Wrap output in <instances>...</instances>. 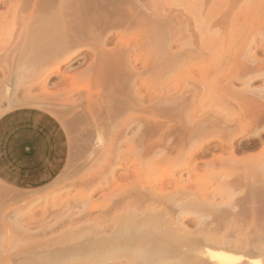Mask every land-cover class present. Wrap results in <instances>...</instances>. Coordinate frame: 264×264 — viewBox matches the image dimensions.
<instances>
[{
    "label": "bare ground",
    "instance_id": "obj_1",
    "mask_svg": "<svg viewBox=\"0 0 264 264\" xmlns=\"http://www.w3.org/2000/svg\"><path fill=\"white\" fill-rule=\"evenodd\" d=\"M224 1L227 2V0ZM54 3L56 4L57 2ZM137 3L134 0H60L58 10L51 8L53 11L43 12L45 8H42V11L40 9L35 13V9L31 10L28 16L20 15L16 17L19 19L14 26H17L20 31L17 35V40L14 42L15 45L13 43L14 49H12L15 52L17 51V59L19 61L40 63L42 65L41 72L45 79H48L50 74L59 73L61 76L59 86L63 89L71 88L78 76L87 78L89 82L97 85L104 84L111 89L110 93L104 98L96 99L93 96L90 97V102L92 103H98L99 100L103 103L101 107L104 112H92L93 109L88 105L90 123L92 125L95 122L97 130L102 136L100 137V142L103 146L105 145L106 151L110 154L107 172L111 177L106 178L105 182L102 181L103 183L101 181L96 183L95 181V189L92 193L78 196L79 198L75 197L73 200H69L70 202L67 200L66 205L64 204L65 206L59 210V214L57 213L59 215L60 233L58 238L49 240L37 239L36 237L39 233L35 234L34 226H30V224L19 226V233L15 235L16 241L19 242L17 251L11 252L16 246L1 250L0 264H106L111 261L116 264L117 260L122 259L125 260L123 264H166V262L171 261L177 264H236L237 258L229 250L234 248L236 243L239 244L240 241L237 238L235 240L230 237V239L228 237L229 234H224L226 232H221L222 236L216 235H221L219 231V233L216 231V234H213L210 229L212 227H210V224L208 226L209 220H205L210 215H214L215 213L213 212H216L217 215L215 214V217L219 216L222 222L226 219V222L227 217L225 215L230 214V212L228 207L224 208V205H231L232 202L231 200L227 202L228 199L225 198L233 196L237 188L244 189L243 185L250 186L254 181L247 182L248 178L246 177L247 180L244 183H247L242 184V181H240L241 183L237 181L239 179L238 176V179H235L236 182H234V179L229 180L226 178L218 184L217 188L215 187L217 192L221 191V193L219 192L220 196H217L218 194L215 195L217 197L222 195L220 202L216 201L217 197L215 198L214 193H212V197H210L211 195L207 196L208 191L207 193L204 191V194L207 195L199 197L197 191L201 190L200 192L202 193L205 190L206 187L204 188L203 185L206 181H202V179H204L205 171L208 173V170L203 168V164L214 165L220 163L221 165H227L233 162V159L235 160L233 163L238 164L240 158L238 156L236 158L234 153L239 148L235 150L234 147L236 146H230L233 148L230 157L228 155L229 158H233L231 162V159L224 154L222 155V153V156L213 153L211 154L212 157L210 156L211 158L208 159L207 156H209L213 147L209 146L211 150L208 152L207 143L209 141L207 135L208 132L212 133L214 131L215 127H217L216 125L205 124L206 121L200 118L202 120L199 119L196 122L193 120L194 122L191 121L192 123H186L188 125L183 124L184 126H182L181 130L177 129L180 130L178 131L179 133L176 130L174 131L176 134H174L173 125H171L172 120L166 121L167 123L165 121V123H159L157 116L160 115L159 112L161 114L163 112L171 113V111L192 112L194 109L192 104L197 101L198 95L195 96L196 93H192L190 96L183 94L184 96L177 100L178 104L176 103V107H174L175 105H166L169 103L170 97H164L165 99L162 97L163 101L160 103V97L159 102L156 96V101L153 98L154 94H152L153 88L150 90L151 94L148 92L151 96L148 94V97H150L147 105H145V102L143 104L145 97L141 100L137 99L138 96L135 98V93L138 91V87L136 88L137 80L142 74V70L140 71L137 67V63H139L142 53L144 51L148 52V57H146L149 58L154 53V50H157L156 48L158 47L156 46L158 45H163L164 47L162 46V48L168 52L172 43L173 27L176 28L178 23L179 25L181 24L173 19L172 16L170 18H168L169 16H164L165 18H163L158 13V7L153 2L152 4L148 3L147 9L144 6V9H142ZM48 9L50 8L48 7ZM25 11L27 10H23V12ZM129 31L138 32L140 35L148 34L147 36H149L150 34L151 37L149 36V40H146L149 43L136 44L134 42L136 45L130 41L126 43L125 35ZM261 35V42L258 40L259 43L255 44L258 48L264 49V33H261ZM87 52L91 53V55L89 56ZM151 58L153 57L149 59ZM80 59L85 60V64L87 62L86 67L82 70L75 72L61 71L63 62H74ZM154 59L152 61L147 60L145 66L143 65L145 69H142L147 73L157 70L156 66L158 63ZM233 63L235 68H237V73L235 74L239 75V73H242V76L239 75L238 77H241L243 86L240 89L233 87L232 79L234 76L236 78L237 75L233 73V76L230 73L231 75L228 74V77L230 75V83L223 86L221 85L222 83L215 82L216 86L213 91L232 96L239 102L240 106L242 105L241 107L246 110L252 120L249 122L250 125L248 124L250 126L249 129H244L245 127H243L240 132H233L232 130L231 133H228L229 139L224 136L222 138V134L219 140L222 143H227V140L231 141L236 135L245 133L247 135L246 139L250 142L246 143L247 145H244L243 148L256 147L258 145L255 143L256 140H259L260 143L263 141L264 85L252 87V82L257 77L264 76V58L260 57L252 47L244 56L240 55ZM240 70L241 72L238 73ZM192 91L194 92V90ZM65 99H68V97ZM173 102L175 103V101ZM169 104H173L172 101ZM125 109L130 112H125ZM73 112H85L84 106L75 104ZM144 112H149L147 115L148 120L152 119L155 123H159L156 126L157 129L155 127L151 129L157 136H155V139L145 137L146 134L139 130H135L131 136H128L127 130L133 124L141 122L139 114ZM165 115L167 116V114ZM79 118H82L81 115H79ZM125 126L129 128L123 129ZM178 126L181 125L179 124ZM172 135L173 137L176 135L174 140ZM123 144L128 145L129 153L132 152L130 154L134 155L135 162L136 157H139L137 159L143 161L142 163L146 164L147 167L153 166L154 169L157 168L155 165H161L163 162L173 163V173L175 174H170V181L168 182L162 177L158 180L147 179L144 181L147 183L143 182V185L137 181L133 182V176L131 177L128 174L129 172L121 177L115 176L116 170L113 166L116 163L118 164L117 160H120L119 157L122 158L121 155L123 153L121 154L122 151L120 149ZM240 147L242 148V146ZM115 149L119 152L113 156ZM255 156L253 155L251 159L252 161H259V165L256 164V161L253 164L258 165L256 169L261 172L260 176L264 180V158L260 154L259 156L262 159L260 157V159L254 158ZM224 157H227L226 159L229 162ZM243 158L244 163L245 161L248 163L252 162L249 159L250 157ZM248 163H245L244 166ZM249 165L246 167L251 169ZM229 167L227 166L226 168L228 169ZM246 167L244 168L245 170L247 169ZM178 169L180 171L184 170V173L187 174L184 175L186 177L183 174H179L180 176L178 177L176 173ZM244 169L242 167V170ZM248 171H245V173ZM252 171L251 169V173ZM254 171H256L255 168ZM211 173L213 172L211 171ZM253 173L252 175L249 174L252 178ZM257 175L259 176V174ZM193 176L194 178H192ZM129 180L130 182H128ZM216 180L218 179L216 178ZM169 183L173 185L174 192L168 190ZM187 183L195 184L190 187L191 185L189 184V186ZM194 185H196L195 189H198L197 191H195ZM98 191L102 192L100 194L105 199V203L101 206L102 208H98L99 205L94 200L95 193ZM47 213V211H43L41 217L44 220L38 222V226L43 231L50 226L46 222ZM193 213L196 216L200 214V217L196 218L201 219L197 220L199 229L197 227L195 229L196 232H193V229L191 230L188 224L184 223V219H187L190 216L189 214ZM57 215L49 212L48 216L49 218L50 216L58 217ZM5 217L8 216L5 215ZM211 219H214V216ZM7 221L6 219L5 223L8 224L5 225V231L9 233V224L11 222ZM230 221L231 226H234L232 221L236 222L234 224L237 225V220L229 219L228 222ZM220 226L219 224V228ZM198 230L204 234V237H202L204 242L202 239H198V237H201ZM195 234H199L198 237ZM119 263L122 264L120 261ZM258 263H261V261L252 262V264Z\"/></svg>",
    "mask_w": 264,
    "mask_h": 264
},
{
    "label": "rangeland",
    "instance_id": "obj_2",
    "mask_svg": "<svg viewBox=\"0 0 264 264\" xmlns=\"http://www.w3.org/2000/svg\"><path fill=\"white\" fill-rule=\"evenodd\" d=\"M38 1L40 2L39 4H44L39 5ZM49 1L51 0H45V2L44 0H37L36 3V0H0V112L22 106L31 108L32 112L50 111L48 113L54 115L58 120H60L65 130L64 131L59 124V153L61 150L63 153V156L59 158V160L61 161L63 168L53 181L37 189L14 188L7 186L0 181V251L13 246L16 247L15 249L13 248L11 252L17 251L19 242L16 241L15 235L19 233V226L22 224H30V226H34L33 228H35V234L39 233L36 237L37 239L49 240L58 238L60 233L59 215H57V213L62 209L63 206L66 205L65 203L67 200L70 202L69 200H73L75 197L79 198L86 193H92L95 189V181L96 183L99 181L105 182L106 178L108 179V177H111L107 172L109 168L110 154L106 151L105 145L103 146L100 142V137L102 136L99 134L95 126V122L91 125V118L88 112V105L93 109L92 112H104L103 108L101 107L103 103L100 100L98 103H92L90 102V97L93 96V98L96 99L104 98L110 93L111 89H109V87L105 86L104 84L97 85L91 83L87 78L80 76L77 77L75 84H73L71 88L63 89L59 86V81L61 79L59 73L50 74L48 79H45V76L42 75L41 72L42 65L40 63L28 61L25 62L24 60L19 61L17 59V51H13V47L15 45L14 42L17 40V35L20 31L17 26H14L15 22L19 19L16 17L20 15L28 16L29 12L35 9V13H37V11L40 9L42 11L44 8L45 9L43 12H50L55 9H59L60 0H52L51 2ZM134 1L138 2V6H141L142 9H144L143 6L145 9H147L146 7L149 5L148 3L152 4L153 2V4L158 7V13H160L163 18H165L164 16H169L168 18L172 16L173 19L181 23L180 25L178 23L176 28L173 27L171 37L172 43L170 50L168 49V52L162 48L163 45H158L156 46L158 47L156 48L157 50H154L152 56H149V58H153H147L148 52L144 51L140 61H138L139 63L135 62L137 63V67L140 69V71L142 70V74L137 80L136 88L138 87V91L135 93V98L138 96L137 99L141 100L143 97H145L143 99V104L145 102V105H147L149 100L148 98L151 96L150 90L153 88V98L157 96L158 101L160 102L161 99L160 103H162L164 97H170L171 99L168 102L170 103L172 101L173 104H165L169 106L175 105L174 107H176L178 104L177 100L182 96H190L192 93H196L195 96L198 95L196 98L197 101L192 104L194 108L192 112L171 111V113L163 112L162 114L159 112L161 115H157L158 120L160 121L159 123L172 120L171 125H173V133L177 129L181 130L182 126H184L186 123H190L193 120L196 122V120H199L200 118H203V120L206 121L205 124L207 123L210 125H216L217 127H215L214 131L211 128L213 132H208L207 135L209 141L207 143L208 147H213L212 150L209 147L208 152L211 150L212 153H209V156H207L208 159L212 157L211 154L213 153H216V155L219 156L224 154L228 157L229 155L230 157V154H232V147L236 146L234 147L235 150L239 148L234 153L236 154V158L237 156L240 158L238 164L233 163L235 161L233 158V162H231L232 159L229 157L228 158L231 159V163L227 165L223 164L224 166L220 163L210 165L206 162L207 165L203 164V168L208 170V173L205 171L204 179H202V181H206V184L204 183L203 186L207 189L205 188L202 193L200 192L201 190L197 191L198 189H195L196 185H194V189L198 192L199 197L207 195L204 194V191L206 193L208 191L207 196L211 195L210 197H212V193H214V196L217 194V196H220L221 191L217 192L215 187L217 188L218 184H220L222 180L226 178L229 180H237L239 177L237 181H242V184H246L251 180L254 181V183H251L250 186L243 185V187H245L244 189L237 188L233 193V196L225 198L228 199L227 202L230 200L232 202L231 205H224V208L228 207L229 212L233 215V217L230 214H226L225 216L227 217V221L225 222V219L222 222V219H220L219 216L215 217L216 212H213L212 210V212L215 214L210 215V217L205 221L209 220L208 222L210 223H208V226L210 224V227H212L210 229L212 230L213 234H216V231H219L220 233L226 232L224 234H229V238H237V240L240 241L239 244H234V248L229 250V252H233L232 254L235 258H237L235 261L236 264H252L253 261H261V263L258 264H264V180L260 176L261 172L256 169L260 164H258L259 161L257 162L255 160L257 162L256 164H258L256 165L255 163L253 164L255 161H252L251 159V157H253V155L255 156V154L256 156L254 158H264V132L262 133L263 143H260L259 140H256L255 143L258 144L256 147L243 148V146L247 145L246 143H249L250 141L246 139L247 135L242 132L241 133L243 135H236L231 141L227 140V143H222L219 140V138H221L220 135L223 134L222 138H228V133H231L232 130L233 132H240L241 128L243 129V127H245L244 129H249V122H251L252 119L249 117L246 110L241 107L242 105L240 106L239 102L232 96L223 95L221 93H217V91H213L215 89L214 87L216 86L214 84L215 82L220 84L222 83L221 85L223 86L228 85L230 83L229 77L231 74L233 75V73L234 75H237L236 78L234 75V77L232 76L233 87L240 89V87L243 86L241 81L242 79H240L241 77H238L239 75L242 76V73H239L241 70L238 71L239 75L235 74L237 73V68H235L233 61L236 60L240 55L244 56L250 49H252V47L257 51L260 57L264 58V49L260 47L259 49L255 44L261 42V33H264V0H227V2L224 0ZM54 2H57V5ZM46 6H48L50 9H48ZM51 8H53V10H51ZM23 10L27 11L23 12ZM175 20L172 21L174 22ZM260 28L263 32L259 30ZM147 35L148 34L140 35L138 32L129 31L125 35V41H127L126 43L130 41L131 43L135 42L136 44H143L144 42L147 44L149 41L146 40H149L148 37L150 34L149 36ZM254 37L255 39H253ZM87 53L89 54V52ZM90 55L91 53L89 56ZM153 59L158 63L156 66L157 70L155 69L153 72L147 73L145 70H143L145 69L143 68V65L145 66L147 60L152 61ZM143 62L144 64H142ZM86 65L87 62L85 64V60L83 61V59L74 62H63L61 64V71L75 72L82 70L84 67H86ZM228 74H230L229 77ZM252 83V87L264 85V76L257 77ZM192 90H194V92ZM148 94L150 95L149 97ZM66 97H68V99H65ZM173 101H175V103ZM75 104L83 105L85 112H73ZM125 112L130 111L125 109ZM148 113L149 112H144L141 113L142 115L139 114V119L141 122H137L138 125L133 124V126H130V128H126V126L125 128H123L124 126L122 127L123 129L129 128L127 130L129 134L128 136H131L132 132L135 130H139L145 133V137L147 138L150 137L155 139L157 137L154 134V131L151 129L154 127L157 129L156 126H158L159 123H155V121L152 119L148 120ZM165 114H167V116ZM79 115H81L82 118H79ZM178 123L181 126H178ZM180 130H177L176 132L179 133L178 131ZM176 132L174 134H176ZM175 136L176 135H174V137ZM174 137L172 135L173 140ZM61 146H63V149L60 148ZM240 146H242V148ZM120 150L122 151L121 154L123 153L121 155L122 158L119 157L120 160H117L118 164L116 163V165L113 166V168L116 170L115 176L118 175L117 177H121L125 173L129 172L128 174L131 175V177L133 176V182L137 181L143 185L142 183L147 179L158 180L162 177L168 182L170 181V174H175L173 173V161L171 162L172 164L168 162H163L161 165L157 164L155 165L157 168L154 169L153 166L147 167L146 164L142 163L143 161L137 159L139 157H136L135 162L134 155L130 154L132 152L129 153L130 149L128 145L123 144ZM115 151L112 154L113 156L119 152ZM259 154L262 155V157L259 156ZM243 156L245 159L250 157L249 159H251L252 162H249V165V163L245 161V163H248L246 166H251L253 171L255 168L256 171H254V173L252 171V173L254 175L257 173L259 176L257 174L256 176L253 175L254 179L252 176H250L252 175L251 169H248V167L244 166L245 163L244 160H242ZM227 157H224L226 161L228 160L226 159ZM120 163L121 165H119ZM237 165L240 167L242 166L243 169L245 167L247 169L242 170V167H239L237 170H234L238 167ZM227 166L230 167L227 169ZM211 171L213 173H211ZM245 171L248 172L245 173ZM176 173L178 177L181 174H183V176L187 175L184 173V170L180 171V169H178ZM215 177L218 180H216ZM192 178H194V176ZM130 180L128 182H130ZM236 180L234 182H236ZM246 180L247 182L244 183ZM187 184H190L191 186H189L192 187L195 183ZM200 184L202 185V183ZM167 188L169 191L174 190L173 185L170 183L168 184ZM96 193L94 196V200L96 201L95 203L100 206H98V208H102L101 206H103L105 203V199L102 198L100 194L102 192L98 191ZM217 196H215V198ZM221 197H217L216 201L220 202ZM14 199L17 200L15 201ZM43 211L48 212V218L49 212H53L54 215L58 216H50L49 219L47 218L49 222L47 220L46 222L50 226L45 228L44 231L38 226V222L44 220V218L41 217ZM5 215L8 217H5ZM189 215V218L187 217V219H184V223L188 224L189 228L191 230L193 229L194 232L197 227L199 229V226L197 225L199 224L198 221L200 218L197 219L196 217H200V214L198 216H196L194 213ZM213 216L214 219H211ZM218 218L220 219V222ZM6 219L9 221V223L11 222L9 224V233L5 231V225L8 224L5 223ZM229 219L237 220V225L234 224L236 222L232 221L234 226H231V221L228 222ZM219 224L221 225L220 228ZM214 229L215 231H213ZM229 231L230 233H228ZM222 233L221 235H216L222 236ZM200 234V238L198 237L199 234L195 235L201 240L202 237H204V234H202V232H200ZM232 249L234 250L232 251ZM249 251L250 253H248ZM18 256L20 257V255ZM119 261L122 264L125 262V260L122 259L117 260V263L115 261V263L120 264ZM167 263L177 264L176 262L172 261L166 262V264ZM106 264H114V261L107 262Z\"/></svg>",
    "mask_w": 264,
    "mask_h": 264
},
{
    "label": "crops",
    "instance_id": "obj_3",
    "mask_svg": "<svg viewBox=\"0 0 264 264\" xmlns=\"http://www.w3.org/2000/svg\"><path fill=\"white\" fill-rule=\"evenodd\" d=\"M59 124L63 128L54 115L27 106L0 112V181L19 189L53 181L63 168Z\"/></svg>",
    "mask_w": 264,
    "mask_h": 264
}]
</instances>
